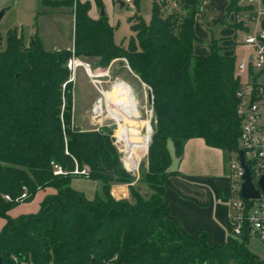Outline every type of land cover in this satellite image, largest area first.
Here are the masks:
<instances>
[{
  "label": "trees",
  "instance_id": "trees-1",
  "mask_svg": "<svg viewBox=\"0 0 264 264\" xmlns=\"http://www.w3.org/2000/svg\"><path fill=\"white\" fill-rule=\"evenodd\" d=\"M42 1L50 8L73 7L76 57L97 59L100 67L123 58L151 90L152 136L141 175L150 193L131 186L106 129L73 126L72 88H62L71 51H46L37 36L25 42L9 31L4 48L0 37V264H264L250 251L248 237L214 245L208 231L188 235L163 199L174 174L169 143L177 159L196 138L212 149L240 151L236 58L223 54L214 35L208 54L194 55L201 0H179V10L165 16L164 0L156 2L149 24L134 12L125 46L114 43L105 16L89 17V2ZM133 2L136 11L140 0ZM237 2L230 0L226 16L242 11ZM53 166L65 174L54 176ZM75 166L87 167L88 180L101 184L91 200L70 186ZM116 184L127 185L128 198L113 197ZM46 188L53 193L36 213L9 215L19 204L4 196L15 200L26 193L25 204Z\"/></svg>",
  "mask_w": 264,
  "mask_h": 264
},
{
  "label": "rangeland",
  "instance_id": "rangeland-1",
  "mask_svg": "<svg viewBox=\"0 0 264 264\" xmlns=\"http://www.w3.org/2000/svg\"><path fill=\"white\" fill-rule=\"evenodd\" d=\"M13 1L15 0L10 1L9 6H11V2ZM38 1L40 2L38 6L39 9L35 10L31 5L32 11H35L34 17L30 16V5L25 3L23 0L19 8H11L4 16H2L0 20V37L2 39V48L5 47L6 35L9 31L15 30L18 35L23 37L25 42H28L26 36L36 29L40 30L42 34V45L45 49H47V51L56 50L57 48L70 49L72 47L73 21L70 10L73 7L71 9L68 8L66 14H61L59 16L50 14L39 16L37 18V10H43L41 6V0ZM100 1L101 5L99 6L97 3L89 0L91 16L100 15L101 12H103L108 24L114 29V43L118 46H125L129 38L132 36L131 23L129 21V19L132 17V14L136 12L146 24H149L154 1L158 3L159 0H140L138 9L133 12H131L130 9L135 8L134 2L132 6L127 5L120 7V5L115 1L114 3H112L111 0ZM242 3L245 4L246 0H243ZM216 7L217 6L215 3L209 2V0H207L206 10H204L205 17L204 19L199 20L195 27L199 36L206 38V36H208L210 33L216 37L217 34H221L220 32L223 30L221 24L219 25V23L212 22V18L216 17ZM177 10H179V6L174 4L173 0H166V3L162 6L161 12L165 16ZM239 14L240 13L236 14V16ZM198 16L202 18V13H200ZM209 23L210 26L208 28L207 24L209 25ZM222 24L226 25L225 23ZM236 25H238V22H236ZM20 31H22L23 34H21ZM242 40V34L237 33L236 41L240 44ZM220 46L222 47L221 42ZM236 48V60L239 61L246 49L241 44ZM84 61L89 63L94 69H107L108 76L97 79L96 81L99 83L93 84L91 79L86 76L82 69H78L75 72L74 81L69 84L72 88V124L74 127L86 131H97L101 128L106 129L111 144L118 152L122 169L126 174L133 178L131 186L134 185V187L139 188L143 193H150L147 186L141 181V175L147 170L148 166V147L152 136L153 114L152 118H149V105L147 100L148 88L131 71L126 60L123 58L111 61L107 67L98 66L97 59H86ZM247 80V76L242 77V81L245 83L248 82ZM240 83L243 84L242 82ZM124 85L132 91L134 99L137 103L138 113L135 110L136 112H133L134 114H132L127 112V109L125 110V108H121V111L117 112V114L119 113V116L122 115L121 120L118 121L117 117H115L113 112L110 111L115 106L114 103L110 101L106 102L105 98L98 90H100L102 93L109 94L112 93L113 89L120 88ZM99 99H102L103 102V113L95 114L93 111L96 105L97 109L98 107L101 109V100ZM110 99L117 101L128 98L119 97ZM105 105L107 106L111 116L107 114ZM108 106L110 107L108 108ZM122 132L125 133L127 137L129 136V138H135L137 140L143 141L144 143L146 142L145 144H147V153L142 160L138 161L134 170H128L125 167V158L127 152L125 148V137L123 136ZM141 136L146 138L145 141L141 138ZM168 148L172 154L173 150L170 143L168 144ZM224 157L225 175L229 178L231 183V162L236 158V156L235 154L225 152ZM70 186L74 190L83 193L87 199H92L101 188V184L99 182H92L81 177L72 178L70 181ZM119 190L124 192L126 191L125 196L128 198L127 185L116 184L113 185L111 191L113 197L116 200H119L118 197L121 196ZM13 214H16V212ZM248 246L249 248L255 250L256 255L259 258L264 260V246L260 242L252 240L249 242Z\"/></svg>",
  "mask_w": 264,
  "mask_h": 264
},
{
  "label": "crops",
  "instance_id": "crops-1",
  "mask_svg": "<svg viewBox=\"0 0 264 264\" xmlns=\"http://www.w3.org/2000/svg\"><path fill=\"white\" fill-rule=\"evenodd\" d=\"M10 1L12 0H0V10L6 8V12H7L11 8L14 7L19 8L22 2V0H15L11 2L12 4L11 6H9ZM23 1L25 3H28V5H30L31 8L30 16L34 17L35 11H32V7H34L35 10L39 9L38 6L40 2L38 0H23ZM92 1L95 2L94 0ZM114 1L118 3L120 7L127 6L121 0H111L112 3H114ZM160 1L163 0H159L158 1L159 4L161 3ZM242 1L243 0H238L237 2V6L242 9V11L238 16H236L233 13H230L229 15L226 16V8L228 7L230 0H209V2H213L217 6L216 17L212 18L213 20L212 22L219 23V25L221 24V27L223 28V30L220 32L221 34L219 35L217 34V37L214 35V37L221 40L223 54L226 56H234L235 58L237 51L236 47L240 44L242 45V41H243L242 40L240 44L236 41L237 33L239 34L241 33L243 38L245 32H248L251 29L250 24L246 23L245 21H240L238 19V17L242 16L243 11L246 10L245 4H243ZM78 2L85 3V2H89V0H78ZM201 2H202V18L197 16L196 23L194 26L195 35L197 39L200 41L194 46L195 56H202L208 54L207 43L210 41L211 35H213L212 33H210L208 36H206V38H203L199 36L196 32L195 27L198 24V21L204 19L205 17L204 10H206L207 0H201ZM154 3H156V1H154ZM165 3L166 0H164V4ZM41 6L43 10L41 11L37 10L38 11L37 18L39 16H45L50 14L52 15L55 14L59 16L61 14H66L68 10L67 7H59V8L46 7L44 6L42 0H41ZM134 9L135 8H133V11H135ZM70 11L72 14V9ZM6 12L4 13V15L6 14ZM90 12L91 10L89 11L88 15L93 20H98L101 17V14L91 16ZM71 17L73 21V30H74L73 14ZM222 20H224L223 23H225L226 25L222 24ZM236 22L242 24V27L244 29L233 28L232 25L236 24ZM209 26L210 23L209 25L207 24L208 28ZM263 26H264V22H263ZM20 33L23 34L22 31H20ZM34 36H37L39 38L41 44L43 43L42 34L40 30L36 29L30 32L26 37L27 40H29ZM45 50L47 51V49ZM59 50L72 51L73 44L70 49L57 48L56 50H52V51H59ZM239 61L236 60V63H238ZM106 97L112 99H115L116 97L128 98L118 101L122 103H128L129 105L133 106L134 110L133 111L126 110L127 112L134 114L133 112L137 111L138 113L137 103L134 99V95L127 86L124 85L120 88L113 89L112 93L104 94V98ZM109 107L110 106H108V108ZM117 116L119 120H121L122 115L119 116L118 113ZM172 150H173L172 154L169 150L172 157V163L169 168V171L173 172L174 174L169 178V185L165 187L164 196H163L164 202L168 206L170 216L180 224V226L188 235L194 237L201 231H208L211 235V240L214 245L223 244L228 238V218L232 213V210L230 208V201L234 195L232 194L231 191L230 180L225 175V166H224L225 151L209 148L206 146V144L202 139H198V138L190 139L184 144L183 154L180 159H177L175 157L173 147ZM125 192L120 191L121 196H119L118 199L126 198ZM51 193H53V191L49 188H46L44 190H39L34 196L32 202L19 204L16 208H14L9 212V215L11 217H16L23 214L36 213L39 208V204L44 198V196ZM89 200L91 199L89 198ZM14 212H16V214H13ZM3 224L4 221L0 219V230ZM250 241L252 240H249V242ZM249 249L251 252H253L256 255L254 249L251 248Z\"/></svg>",
  "mask_w": 264,
  "mask_h": 264
},
{
  "label": "built area",
  "instance_id": "built-area-1",
  "mask_svg": "<svg viewBox=\"0 0 264 264\" xmlns=\"http://www.w3.org/2000/svg\"><path fill=\"white\" fill-rule=\"evenodd\" d=\"M121 1L129 6L133 4V0ZM178 1L173 0V3L177 4ZM245 7L246 10L238 19L250 24L251 29L245 32L242 45L246 50L235 69V75L243 83L236 93L238 100L236 114L241 122L238 142L244 156V165L250 172L251 184L259 192V196L256 199L240 197L244 169L237 153L236 158L231 162V191L234 197L230 201L232 213L228 218V237L240 241L243 237H248L249 240H256L264 246V192L258 186L260 179L264 177V0H246ZM66 68L69 78L62 86L63 89L66 84L74 81L75 72L78 69H82L93 84L99 83L97 79L108 76L107 69L92 68L89 63L76 57L73 50ZM245 76L248 78L246 83L242 81V77ZM98 91L104 97L105 93ZM148 93H151L149 88ZM99 100L102 102V99ZM105 108L107 114L111 116L106 105ZM93 112L102 114L103 102L101 109L98 110L96 105ZM148 114L149 118H152L153 108L149 107ZM64 174L60 167L53 166L54 176ZM71 174L88 179L89 170L87 167L78 169L75 166ZM26 197V193H23L15 200L9 196H4V199L7 202L14 201L22 204Z\"/></svg>",
  "mask_w": 264,
  "mask_h": 264
},
{
  "label": "bare ground",
  "instance_id": "bare-ground-1",
  "mask_svg": "<svg viewBox=\"0 0 264 264\" xmlns=\"http://www.w3.org/2000/svg\"><path fill=\"white\" fill-rule=\"evenodd\" d=\"M105 100L114 103L115 106L112 108L113 109L112 112L115 115V117H117L118 120L119 118L117 116V112L121 111V108H125V110L127 109L129 111L134 110L133 106L129 105L128 103H122L118 100L114 101L107 97L105 98ZM123 136L125 137V148L127 152L125 158V167L128 170H134L137 166L138 161L142 160L145 154L147 153L146 152L147 147L146 144L141 140H137L135 138H129V136L127 137L125 133H123Z\"/></svg>",
  "mask_w": 264,
  "mask_h": 264
},
{
  "label": "water",
  "instance_id": "water-1",
  "mask_svg": "<svg viewBox=\"0 0 264 264\" xmlns=\"http://www.w3.org/2000/svg\"><path fill=\"white\" fill-rule=\"evenodd\" d=\"M162 2V1H160ZM122 6V4H121ZM131 12H133V8L130 9ZM6 12V8L0 10V20L4 13ZM101 16H104V13L101 12ZM147 100L149 107H153V96L151 93L147 94ZM239 154V160L242 168L244 169V175H243V183L240 187V197L243 199H256L259 196V192L254 188V186L251 184V177L250 172L244 165V156L241 151L238 152ZM259 188L264 192V177H262L258 184Z\"/></svg>",
  "mask_w": 264,
  "mask_h": 264
}]
</instances>
